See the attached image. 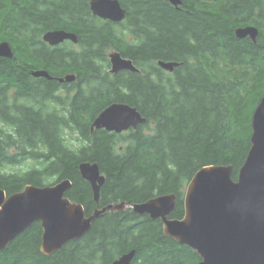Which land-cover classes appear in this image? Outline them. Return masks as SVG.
<instances>
[{
    "label": "trees",
    "instance_id": "16d2710c",
    "mask_svg": "<svg viewBox=\"0 0 264 264\" xmlns=\"http://www.w3.org/2000/svg\"><path fill=\"white\" fill-rule=\"evenodd\" d=\"M89 1L0 0V41L13 51L0 56V188L9 195L68 178L65 195L86 215L174 193L170 217L180 219L194 173L230 164L236 179L250 148L252 113L264 95V0H181L178 8L119 0L126 10L120 23L94 16ZM247 24L258 28L255 42L235 35ZM50 29L72 31L78 41L49 45L42 34ZM112 49L139 72L110 73ZM158 60L180 64L167 71ZM40 68L76 77L70 84L33 77ZM114 101L135 106L145 122L121 133L91 132L92 119ZM82 161L96 162L105 175L97 202L79 172ZM41 235L34 221L0 249V264H109L131 249L130 264L200 260L164 234L160 219L131 208L105 211L48 255Z\"/></svg>",
    "mask_w": 264,
    "mask_h": 264
},
{
    "label": "water",
    "instance_id": "95a60500",
    "mask_svg": "<svg viewBox=\"0 0 264 264\" xmlns=\"http://www.w3.org/2000/svg\"><path fill=\"white\" fill-rule=\"evenodd\" d=\"M177 6L181 0H168ZM94 16L120 22L126 10L119 0H90ZM238 38L249 37L256 41L258 28L247 24L235 28ZM49 45L65 40L77 43L76 33L65 29H50L42 34ZM0 56L11 58L13 51L8 41H0ZM109 72L120 70L139 72L130 58L118 50L108 53ZM158 65L172 71L180 63L158 60ZM33 77L54 78L46 69H34ZM74 73L56 77L59 82H72ZM146 118L135 107L114 101L104 107L91 121L90 131L105 129L121 133L136 129ZM250 148L236 179L232 178V165H207L198 169L188 181L183 197L184 215L171 218L176 206L174 193L160 194L142 202L110 203L96 207L86 215L81 203L71 201L65 192L70 188L68 178L42 186L26 184L22 190L6 194L0 188V249L5 248L18 234L34 221L42 227L40 250L48 255L68 241L84 235L94 219L105 211H122L131 208L137 214H148L160 219L164 234L180 244L195 250L197 264H264V95L251 117ZM81 176L88 181L97 202L105 181L96 162L82 161L78 165ZM135 249L122 253L109 264H130Z\"/></svg>",
    "mask_w": 264,
    "mask_h": 264
},
{
    "label": "flooded vegetation",
    "instance_id": "af4514ba",
    "mask_svg": "<svg viewBox=\"0 0 264 264\" xmlns=\"http://www.w3.org/2000/svg\"><path fill=\"white\" fill-rule=\"evenodd\" d=\"M165 1H168V0H165ZM169 2V1H168ZM170 4H172L171 2H169ZM181 4V3H180ZM180 4H178L177 6H175L174 5V7H176V8H178V6L180 5ZM107 21H109V22H111V23H120V22H113V21H110V20H107ZM65 41H69V40H65ZM71 42V41H70ZM63 43V42H62ZM73 43V42H72ZM112 50H114V49H112ZM64 75H66V74H62L61 76H54V78L53 79H51V80H55V81H57V82H59L57 79H55L56 77H63ZM59 83H66V84H70V83H72V82H66V81H63V82H59Z\"/></svg>",
    "mask_w": 264,
    "mask_h": 264
},
{
    "label": "rangeland",
    "instance_id": "374dc122",
    "mask_svg": "<svg viewBox=\"0 0 264 264\" xmlns=\"http://www.w3.org/2000/svg\"><path fill=\"white\" fill-rule=\"evenodd\" d=\"M109 52H110V51H109ZM70 135H71V134H70ZM70 135L68 136V139H69L70 141L74 142V141H75V139H73V137H71ZM21 167H23V168H24V167H25V165H23V166H21Z\"/></svg>",
    "mask_w": 264,
    "mask_h": 264
},
{
    "label": "bare ground",
    "instance_id": "6f19581e",
    "mask_svg": "<svg viewBox=\"0 0 264 264\" xmlns=\"http://www.w3.org/2000/svg\"><path fill=\"white\" fill-rule=\"evenodd\" d=\"M111 51V50H110Z\"/></svg>",
    "mask_w": 264,
    "mask_h": 264
}]
</instances>
